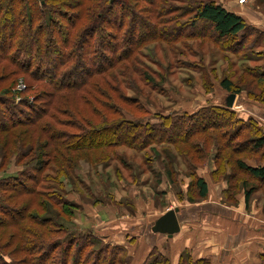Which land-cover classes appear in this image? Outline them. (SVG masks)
<instances>
[{
	"label": "trees",
	"instance_id": "obj_1",
	"mask_svg": "<svg viewBox=\"0 0 264 264\" xmlns=\"http://www.w3.org/2000/svg\"><path fill=\"white\" fill-rule=\"evenodd\" d=\"M188 38L208 39L220 51L244 55L241 60L247 62L254 59L246 51L264 46V31L214 0H0V140L18 145L12 153L16 165L30 158L25 163L30 170L0 181V264L130 263L124 247L105 244L89 229H66L75 205L64 189L72 185L70 173L83 158L78 152L86 151L92 161L94 150L121 146L141 152L166 145L187 160L183 151L191 139L208 135L204 144L212 142L207 132L213 131L222 145L220 150L215 146L213 160L221 161L211 177L227 176L221 200L231 203L242 191L247 208L255 190L264 194V130L254 119L242 120L222 104L147 121L130 118L120 108L129 107L123 89H133L123 79L138 75L142 80L137 66L146 57L142 51L151 43ZM243 72L257 81L255 90L264 103V67ZM21 81L26 83L21 95L32 94L28 105L23 99L14 105L9 97ZM234 83L226 76L219 88L239 97ZM212 86L211 81L204 84L207 93ZM73 98L81 109H74ZM140 103L135 99L130 109L147 117L150 113ZM23 106L26 111H17ZM223 150H231V156L223 159ZM251 159L256 165L247 162ZM186 164L197 199L203 201L208 192L198 165ZM95 243L101 246L91 249ZM260 261L264 264V255ZM141 264L171 262L153 247ZM177 264L210 263L193 261L184 250Z\"/></svg>",
	"mask_w": 264,
	"mask_h": 264
},
{
	"label": "rangeland",
	"instance_id": "obj_2",
	"mask_svg": "<svg viewBox=\"0 0 264 264\" xmlns=\"http://www.w3.org/2000/svg\"><path fill=\"white\" fill-rule=\"evenodd\" d=\"M214 1L227 11L244 15L247 24L255 25L260 28L259 30L264 31V0H245L243 4H239V0ZM187 21L188 18L185 22ZM252 34L253 37L246 42L245 47H248L254 40V36H257L256 32ZM51 37L55 38L53 34ZM217 47L208 39L197 38L181 39L173 41L172 44L161 41L151 43L145 51H142L146 57L140 59L142 63L137 65L142 74V80L138 75L123 79L116 73L119 80L123 79L133 87L130 90L123 89L122 93L127 100L126 106L129 107L121 106L120 108L130 118L134 116L133 118L147 121L148 118H153L152 116L190 114L206 105L218 106L226 96L219 88V82L226 76L232 77V81L241 91L240 96L248 103L264 107V103L261 101L263 96L255 90L257 81H252L247 73L243 72L245 67L258 70L264 67V46L246 51V55L253 53L254 60L251 62L241 60L245 59L242 54L230 55L226 51H220ZM208 81L213 82V86L207 93L204 84L206 85ZM25 84L24 81L16 83L17 86L11 91L12 96L9 97L14 100V105H17V102L19 104L22 99L26 104L32 103L31 93L21 95L26 90ZM103 89L107 90L105 86ZM107 91L111 96L109 86ZM135 99L141 101L140 104L148 110L150 114L147 117L130 109L133 107ZM73 104L75 110L83 107L77 98H73ZM234 105L236 110L237 102ZM19 110L26 111L24 106L17 111ZM131 113L133 115H130ZM150 115L151 117H149ZM62 118L59 117V119ZM130 118L127 120H132ZM207 134L214 137L212 142L204 144L203 140L208 135L191 139L190 146L192 145L193 149L189 150L190 146H188V149L183 151L187 160L182 157L180 151L178 153L174 148L166 145L148 147L141 152H133L121 146L120 148L94 150L92 161L90 157L86 159V151L78 152L83 158L78 161L77 166L70 173V177H74V180L77 181H70L72 185H67L68 182L63 179L67 185L64 189V196L67 193V200L75 205L74 216L80 213L86 214L93 221L83 217L78 222L73 217L74 222L66 223V229L79 231L90 227L97 228L98 223L102 222L108 228L110 227L112 232L114 230H118V233L125 232L131 224L151 223L155 217L162 215L171 205L183 204L187 206L188 204L201 203L202 201L197 199L196 189L191 185V172L186 163H189L190 167L192 163L198 165L197 171L202 170L203 177L206 178L212 191H214V184L221 181L226 182L227 187L226 174L224 179L211 177L212 172L220 166L221 158L219 162L213 160V155L217 151L215 146L220 150V145H222L218 138L220 135L218 136L213 131H208ZM240 139L242 140V138ZM13 147L17 149L18 145L13 144L11 140H8V143L4 145V142L0 140V149H3V152H0V181L18 178L24 170H30V164L25 165L26 161L30 160L29 157L16 165V156L12 155ZM196 147L203 151H198ZM230 152L231 150H223L221 154L223 159L231 156ZM1 155L4 156V159ZM32 155L34 154L32 153ZM200 156H204V158L200 159ZM253 161L251 159L247 162L256 165ZM167 166L170 168L166 169ZM225 173L230 174L231 169H226ZM218 179L221 180L216 182L215 180ZM122 185L126 186L127 191L135 192L136 197L134 198L129 192H126ZM240 193L242 191L235 194L231 203L223 200L222 203L236 208L237 195ZM254 193L261 195L263 204L264 194L255 190L251 196ZM249 207L248 203L246 211H249ZM136 235L137 233L134 231L128 236L131 240L134 238L133 240L136 241V244L128 242L129 245H135L133 254L131 253L132 257L138 256L139 247L142 245V242H137L141 239ZM122 239L121 236H115L113 240L117 243ZM99 246L101 243H95L90 248L95 250Z\"/></svg>",
	"mask_w": 264,
	"mask_h": 264
},
{
	"label": "crops",
	"instance_id": "obj_3",
	"mask_svg": "<svg viewBox=\"0 0 264 264\" xmlns=\"http://www.w3.org/2000/svg\"><path fill=\"white\" fill-rule=\"evenodd\" d=\"M234 14L245 20L244 15ZM252 27L260 29L255 25ZM236 102L237 107L234 111L239 118L247 120L250 117L264 130V107L248 103L241 96L236 97ZM203 174L202 170L197 171L198 177L206 183L207 198L201 203L188 204L187 206L183 204L171 205L169 208L178 209L176 216L180 221L179 232L172 238L150 232L154 221L166 211L155 217L151 223L138 221L141 224H131L125 232L118 233V230L112 232V229L102 222L98 223L100 227H90L89 230L107 245L124 247L127 255L131 258L129 264H141L153 247L162 255H167L171 264H177L184 250L189 251L193 261L204 259L208 260L210 264H261V256L264 255V214L261 195L254 193L251 196L248 202L249 211L245 209L243 192L237 195V207H231L222 203L221 200L222 193L226 189V182L221 181L214 184V191H212ZM122 186L125 188L121 187L122 189L129 192L125 185ZM129 194L134 198L137 195L133 191ZM87 216L89 215L80 213L74 216V219L80 222L85 217L93 221ZM101 225L106 226L102 227ZM134 231L137 233L136 236L141 239L137 242H142L137 257H132L135 245L128 244V242L136 244L134 238L131 240L128 237ZM115 236H121L123 239L115 243L113 240Z\"/></svg>",
	"mask_w": 264,
	"mask_h": 264
},
{
	"label": "water",
	"instance_id": "obj_4",
	"mask_svg": "<svg viewBox=\"0 0 264 264\" xmlns=\"http://www.w3.org/2000/svg\"><path fill=\"white\" fill-rule=\"evenodd\" d=\"M236 102V96L234 94L232 95H226L223 98L222 105L225 106L227 109L232 110L235 106L234 103ZM178 212V209H169L157 218L153 225L150 227V232L152 234H159L163 236H167L168 238H172L174 234H177L179 232L180 227V221H178V218L176 216Z\"/></svg>",
	"mask_w": 264,
	"mask_h": 264
},
{
	"label": "built area",
	"instance_id": "obj_5",
	"mask_svg": "<svg viewBox=\"0 0 264 264\" xmlns=\"http://www.w3.org/2000/svg\"><path fill=\"white\" fill-rule=\"evenodd\" d=\"M245 0H239V4H243Z\"/></svg>",
	"mask_w": 264,
	"mask_h": 264
}]
</instances>
